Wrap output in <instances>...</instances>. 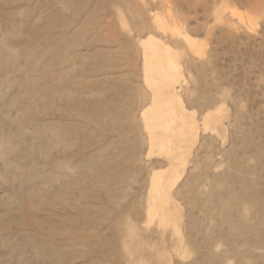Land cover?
<instances>
[{
  "label": "rangeland",
  "instance_id": "rangeland-1",
  "mask_svg": "<svg viewBox=\"0 0 264 264\" xmlns=\"http://www.w3.org/2000/svg\"><path fill=\"white\" fill-rule=\"evenodd\" d=\"M149 39L197 125L178 226ZM222 106L220 136L201 118ZM0 264H264V0H0Z\"/></svg>",
  "mask_w": 264,
  "mask_h": 264
},
{
  "label": "bare ground",
  "instance_id": "bare-ground-1",
  "mask_svg": "<svg viewBox=\"0 0 264 264\" xmlns=\"http://www.w3.org/2000/svg\"><path fill=\"white\" fill-rule=\"evenodd\" d=\"M158 22L162 31L176 30L162 20ZM183 39L191 47L186 35ZM145 58L146 82L152 93L150 107L144 116L149 143L151 149L164 155L168 162V168L157 175L154 189L161 203L164 221L178 226L179 216L171 192L182 178L190 149L196 142L197 125L194 116L187 113L177 95L175 86L179 72L171 51L158 41L149 39ZM224 107L206 113L201 118L203 128H209L221 136L226 110Z\"/></svg>",
  "mask_w": 264,
  "mask_h": 264
}]
</instances>
